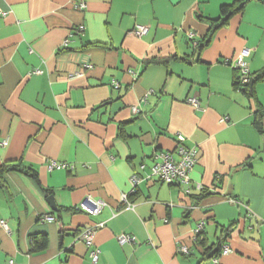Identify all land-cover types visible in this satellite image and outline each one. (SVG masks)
Here are the masks:
<instances>
[{
    "label": "crops",
    "instance_id": "crops-1",
    "mask_svg": "<svg viewBox=\"0 0 264 264\" xmlns=\"http://www.w3.org/2000/svg\"><path fill=\"white\" fill-rule=\"evenodd\" d=\"M235 1L0 0V166L38 177L3 175L0 264H92L80 235L99 223L96 264H264V134L252 125L264 82L250 99L228 65L247 48L250 73L264 71V1L243 0L192 54L208 20ZM135 25L147 33L133 36ZM151 59L166 63L145 67ZM179 144L197 149L189 193L142 181L127 197L131 208L120 203L130 177L145 178ZM49 161L67 167L49 171ZM85 197L106 206L89 216L78 210ZM201 223L205 245L193 234ZM41 235L47 247L34 251ZM120 235L134 242L121 246ZM220 240L230 252L214 263L208 255Z\"/></svg>",
    "mask_w": 264,
    "mask_h": 264
},
{
    "label": "built area",
    "instance_id": "built-area-1",
    "mask_svg": "<svg viewBox=\"0 0 264 264\" xmlns=\"http://www.w3.org/2000/svg\"><path fill=\"white\" fill-rule=\"evenodd\" d=\"M79 8L83 9V3L79 4ZM135 37H141L147 33V27L143 25H135V27L130 32ZM249 56V49H242L238 55L228 62L229 66L238 73V80L241 84L249 83V75L250 71L247 65L245 58ZM89 68V65H85V69ZM81 73H74L73 76H80ZM112 87L114 89L119 88V84L113 83ZM187 104L190 105L195 110H200L201 105L196 97H190L186 100ZM132 112L136 113L137 109L135 107L132 108ZM226 118L221 119V121H225ZM178 142L182 141V138L177 136ZM0 145L5 146L6 141H2ZM175 155V156H174ZM197 162V149L185 148L182 145H177L174 152H163L159 155L158 160H156L152 166L150 167V172L145 178H140L136 175H132L129 179L131 184L129 193L122 195L120 198V203L126 205V208H131L132 204L127 200L129 195H133L136 193L137 185L142 181H151L157 180L166 185H179L184 186L185 193H189V184H190V173L193 170L195 164ZM67 165L63 163H59L57 161H49L47 165V169L49 171L53 169L66 168ZM143 168V166L141 167ZM200 188V187H198ZM106 206V203L101 200H95L91 197H85L82 199L78 205V210L89 215L97 214L103 207ZM44 220L47 222H54L55 218L52 216L44 217ZM0 226L7 231L5 221L0 220ZM103 223H99L94 226H86L81 235L80 239L83 241L85 246L90 249L89 256L91 258L92 264H96L98 261V257L100 254V250L94 245L93 237L94 233L98 228H101ZM203 224L201 223L194 230V239L199 233L202 231ZM119 245L128 244L130 242H134V238L128 235H120L117 238ZM230 252L228 246L224 245L221 248L220 254L227 255ZM178 253L187 255L188 249L185 246H181L178 248ZM213 262L216 263V257L212 258ZM6 264H13L12 259H10Z\"/></svg>",
    "mask_w": 264,
    "mask_h": 264
},
{
    "label": "trees",
    "instance_id": "trees-1",
    "mask_svg": "<svg viewBox=\"0 0 264 264\" xmlns=\"http://www.w3.org/2000/svg\"><path fill=\"white\" fill-rule=\"evenodd\" d=\"M249 1V0H247ZM247 1H243V0H238L235 1L233 4L230 5H223L220 7L219 9V16L216 19H210L208 20L209 22V29L207 31V34L205 35V37L203 38L202 41L196 43L195 47H194V51L192 52V54H196V52L198 53V51L200 49H202L203 47L207 46L211 40L212 35L214 34V32H216L219 28H221L222 26H224L228 19L235 13L240 12L245 4V2ZM260 1H264V0H260ZM166 63L165 60H159V59H151V60H145L143 62L144 66H149V65H156V64H163ZM229 65V64H228ZM235 71V70H234ZM252 78L254 83L255 82H264V71L257 73V74H251L249 75V79ZM235 87L240 89V91H242L244 94H246V96L250 99L254 98V93L252 91H249V83L247 84H241L239 83L238 80V73H237V79L235 77ZM264 115V111L261 110H255V113L253 115V121H252V125L254 126V128L257 130V132L261 135L264 134L263 132V128H262V122H261V118ZM8 172H20L23 173L25 175H28L29 177H31L35 182L38 183V177H37V173L35 170L29 168V167H22L19 164H15V163H5L2 164L0 166V184H3V175L8 173ZM44 193L48 194L49 191L48 190H44ZM231 227L228 228V230ZM201 234L199 233V235L196 236L195 238V242L200 244V245H205V239L201 238ZM226 236H228V231H226ZM33 239H36L37 241L35 242V245L33 246V250H44L47 247L48 244V238L46 235H41L38 237H34ZM223 247L222 245V240H220V243L217 245L216 249L217 252L214 254L212 258H215L218 253H220L221 248ZM208 250H212V248L208 249Z\"/></svg>",
    "mask_w": 264,
    "mask_h": 264
},
{
    "label": "water",
    "instance_id": "water-1",
    "mask_svg": "<svg viewBox=\"0 0 264 264\" xmlns=\"http://www.w3.org/2000/svg\"><path fill=\"white\" fill-rule=\"evenodd\" d=\"M253 84H254V81H253L252 78H250V79H249V91H251V88H252V85H253ZM47 202L49 203V205H50V207L53 209V211H55L56 208H55V203H54V201H53V197H52V196L47 197ZM216 252H217V249H213V250L209 253L208 257H209V258H210V257H213L214 254H215Z\"/></svg>",
    "mask_w": 264,
    "mask_h": 264
}]
</instances>
